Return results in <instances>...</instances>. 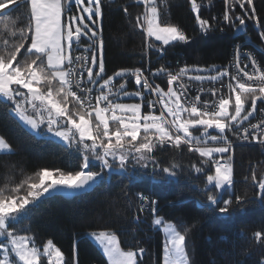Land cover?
<instances>
[{"label": "snow or ice", "instance_id": "obj_1", "mask_svg": "<svg viewBox=\"0 0 264 264\" xmlns=\"http://www.w3.org/2000/svg\"><path fill=\"white\" fill-rule=\"evenodd\" d=\"M163 2L167 7V0ZM111 3L0 0V104L36 139L58 141L79 154L78 170L43 168L0 188V264H41V256L48 264H78L75 245L66 261L51 239L41 249L33 236L19 234L18 226L30 220L44 200L89 192L113 174L127 180L121 196L137 200L140 212L150 211L153 224L163 225L162 264H190L186 238L192 228L164 222L155 216L156 199L144 191H129L142 173L151 175L153 184L202 174L203 195L197 204L224 220L249 204L264 207V171L258 177L256 165H250V174L243 177L249 191L240 194L233 177L237 147L259 145L264 155V66L237 44L224 67L185 64L172 69L161 64L154 70L121 67L109 74L105 21ZM189 3L202 36L226 28L243 33L251 22L264 42V8L258 14L256 0H223L222 14L211 20L202 18L197 0ZM136 5H143L144 11L132 18L130 7ZM22 8L23 19L12 15ZM121 10L133 28L143 31L145 57L152 50L163 58L165 46L193 39L161 21L157 0H133ZM257 51L264 55V50ZM146 71L152 78L165 76L166 86L155 83ZM205 82L220 87L205 88ZM193 83L200 85L195 95ZM185 153L198 154L187 168L180 162ZM12 155L13 146L0 137V156ZM97 162L99 170H94ZM259 163L264 167V161ZM88 235L102 245L109 264H143L145 248L125 251L110 231ZM253 238L264 248V228ZM257 264H264V253Z\"/></svg>", "mask_w": 264, "mask_h": 264}, {"label": "trees", "instance_id": "obj_2", "mask_svg": "<svg viewBox=\"0 0 264 264\" xmlns=\"http://www.w3.org/2000/svg\"><path fill=\"white\" fill-rule=\"evenodd\" d=\"M161 1L157 0L161 21L176 25L193 37L189 43L179 42L169 49L166 59H171L173 69L185 64L203 68L212 65L224 67L232 60L237 41H243L246 35L259 40L256 26L251 22L244 30L245 34L226 28L223 33L215 31L202 36L189 0H167V7L160 4ZM104 2L107 4L108 0ZM197 2H204L209 7L202 4V18L211 20V14H222L223 0ZM256 2L260 14L264 3L262 0ZM132 3L133 0H112L111 7L106 10L105 61L109 74L121 67H145L149 59L157 61L160 67L158 54L148 52L146 57L143 54V31L133 28L129 18L122 13L121 5ZM23 11L22 8L12 15L23 19L20 15ZM143 11V5L130 7L132 18ZM2 27L0 24V29ZM258 58L264 63V55L258 53ZM164 65H167L166 61ZM161 83L164 84V80H159L158 84ZM0 135L13 146L15 152L12 156H0V188L11 186L43 168H59L65 172L78 170V153L65 150L60 142L52 139H36L8 114L3 104H0ZM261 152V147L253 145L236 148L233 176L237 194L249 191L243 177L250 174V165H256L258 177L264 171L259 163L264 161ZM197 158L196 153H185L180 162L187 168L189 160L197 161ZM94 170H99L98 166ZM203 183V175L194 172L178 182L162 180L159 184H153L151 175L142 173L141 179L129 186V191H144L156 198L159 211L155 216L162 217L164 222L192 228L186 238V250L192 264H257L264 248L254 240L253 233L264 228V207L258 203L249 204L243 212L224 220L208 208L198 206L197 200L203 195L199 187ZM124 184H127L126 179L113 174L110 180L90 193L73 199L54 196L44 200L33 210L31 219L18 226L19 233L33 236L39 245L51 239L64 253L66 261L75 245L78 264H108L88 234L110 231L117 235L125 250H135L136 246L145 248L143 264H161L163 231L153 224L154 216L139 211L137 200H126L121 196ZM137 216L139 220L135 219Z\"/></svg>", "mask_w": 264, "mask_h": 264}, {"label": "built area", "instance_id": "obj_3", "mask_svg": "<svg viewBox=\"0 0 264 264\" xmlns=\"http://www.w3.org/2000/svg\"><path fill=\"white\" fill-rule=\"evenodd\" d=\"M204 5V7H206L207 8V5L206 4H203ZM213 16H216V17H219L216 13H213V14H211V17H213ZM224 32V31H223ZM223 32H221V33H223ZM236 32V31H235ZM236 33H238V32H236ZM244 34H245V32H244ZM251 42H259V49H261V50H264V42H262L261 40H260V37H259V40L258 41H256L255 39H253V37L252 36H250V35H246V36H244V39H243V41L242 40H240V41H237L236 42V44L235 45H240V47H241V50L242 51H246V52H252L253 54H254V56L261 62V64H262V66H264V63L262 62V60H261V58H258V51H251ZM166 47V51H165V54H164V57L163 58H160L159 57V55H157L158 56V59L159 60H161V62H160V64L159 65H161V64H164L165 63V61H166V66H170L172 69H173V63L171 62V59L170 60H168V59H166V57H168L167 56V53H168V51H169V49L171 48V46H165ZM148 52L150 53V52H153L152 50H148ZM154 53V52H153ZM166 59V60H165ZM264 59V58H263ZM157 61H154V62H152L150 59L147 61V64H146V66H145V68H147V69H149V70H154L155 68H157V67H159V66H157ZM155 66H157V67H155ZM241 66H243V65H241ZM153 67H155V68H153ZM181 67H183V66H181ZM179 68V67H178ZM251 68V65H249V69ZM230 71H234V69H229ZM145 75H149L150 76V73L148 72V71H146L145 72ZM150 79H154L155 80V83H158L159 82V80H164V84H160V86L162 87V86H166V82H167V78L165 77V76H160V77H158V78H152L151 76H150ZM225 82H227V81H225ZM132 85H133V81H129V91H133L134 90V88L132 87ZM213 86H215V87H220V85H219V83H216L215 85H209L207 82H205V84L203 85V87H205V88H208V87H213ZM200 87V85H198V84H195V83H193L192 85H191V88H192V92H191V94L192 95H195L196 94V90L198 89ZM224 91L226 92V89H224ZM206 97L204 96V95H202V99H205ZM253 123H255L256 121L255 120H253L252 121ZM253 146H257V145H255V144H253Z\"/></svg>", "mask_w": 264, "mask_h": 264}, {"label": "rangeland", "instance_id": "obj_4", "mask_svg": "<svg viewBox=\"0 0 264 264\" xmlns=\"http://www.w3.org/2000/svg\"><path fill=\"white\" fill-rule=\"evenodd\" d=\"M199 3V2H198ZM160 4H162V5H164V2L163 1H161V3ZM201 4V6H202V4H206V3H204V2H202V3H200ZM207 5V4H206ZM207 8H209L208 6H207ZM214 23H215V21H214ZM157 43H159V42H157ZM179 42H173L172 44H171V47L172 46H174L175 44H178ZM257 49H259V44H255L254 42H251V51H257ZM258 53H260V54H262V52L261 51H258ZM129 102H135V101H129ZM258 107H259V104H258ZM0 137H2L1 135H0ZM257 146H259V145H257ZM259 147H261V146H259ZM234 158H235V155H234V157H233V175H234V166H235V161H234ZM97 166H98V162H97ZM234 177V176H233ZM150 197H152V196H150ZM152 198H154V197H152ZM154 199H156V198H154ZM157 200V199H156ZM158 201V200H157ZM159 211V201H158V204H157V212ZM157 212H156V214H157ZM144 214H147V215H151L152 217H153V214L150 212V211H144ZM155 214V215H156ZM167 223H172V222H167ZM173 224V223H172ZM158 228H160V229H162V227H163V225H160V226H157ZM20 234V233H19ZM164 234V233H163ZM117 236V235H116ZM88 238L90 239V241L98 248V250L100 251V253L103 255V257L105 258V260L107 261V257H106V255L104 254V252H103V247H102V245L98 242V241H96L94 238H90L89 237V235H88ZM118 238V237H117ZM164 238H165V235H164ZM119 239V238H118ZM35 241V240H34ZM35 244H36V246L37 247H40L41 249L43 248V245H39V244H37L36 243V241H35ZM121 245V244H120ZM121 248H123L122 246H121ZM125 250V249H124ZM125 251H127V250H125ZM76 254H77V251H76ZM162 258V257H161ZM65 260H66V258H65ZM138 260H139V257H138ZM189 261H190V258H189ZM107 263L109 264V262L107 261ZM41 264H48V258L47 257H45V256H41ZM161 264H162V260H161ZM190 264H192L191 263V261H190Z\"/></svg>", "mask_w": 264, "mask_h": 264}, {"label": "water", "instance_id": "obj_5", "mask_svg": "<svg viewBox=\"0 0 264 264\" xmlns=\"http://www.w3.org/2000/svg\"><path fill=\"white\" fill-rule=\"evenodd\" d=\"M92 191H93V190H91V191H89V192H86V193H83V194H77V195L72 196V197H69V198H66V197H63V196H61V197L66 198V199H73V198H75V197H79V196H81V195H84V194L90 193V192H92Z\"/></svg>", "mask_w": 264, "mask_h": 264}]
</instances>
